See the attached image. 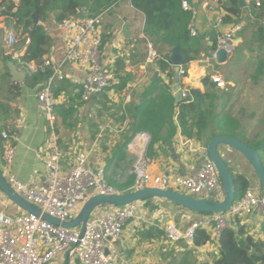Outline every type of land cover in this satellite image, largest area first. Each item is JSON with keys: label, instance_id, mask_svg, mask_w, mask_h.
<instances>
[{"label": "crops", "instance_id": "crops-1", "mask_svg": "<svg viewBox=\"0 0 264 264\" xmlns=\"http://www.w3.org/2000/svg\"><path fill=\"white\" fill-rule=\"evenodd\" d=\"M18 1L15 0L16 3ZM187 1L194 13V32L201 36H207V38L202 41L201 56L189 63L186 79L179 83L180 89L186 87L191 90H198L202 94L212 95L206 106L210 107L209 112L210 110L213 111V117L218 119L228 113L224 110L214 115V109L212 108H216L218 104L214 106L211 104L218 101L221 93L223 95L225 93L223 90L218 89L216 84H212V77L218 75L222 79L224 78L215 66L228 67L231 57L225 64H219L214 59V51L211 49L213 42L209 36L213 34L216 40L217 33L213 26L221 15L226 16L225 6L228 4L221 5L218 0ZM244 2L245 6L241 8L242 14L239 21L237 19H233V23L224 21L219 29V31L225 32L234 23H242L243 31L240 36L243 42L245 41V26L248 25L253 30L255 22H257L253 15V10L257 11L254 7V0H244ZM107 16H110L109 20L106 19ZM260 24L264 25V20ZM39 25L51 30V34L48 35L51 44L49 53L45 58L61 62L66 55V42L63 32L58 28V23L53 16H49L47 21L44 22L39 19ZM144 27L145 16L133 7L130 0H118L106 14L102 27V59L112 64L115 71H117V80L101 100L85 104L80 101L78 89L69 82L56 85L59 87L66 83V86H69V91H63L58 96L56 95L57 106H65L67 110L71 111L72 109L75 111L66 123L61 120V116H57L59 128L57 126L56 131L60 137V144H63H61L62 148L64 146L66 158L64 163L66 165L71 163L74 155L71 156L70 147L78 144L77 141L80 139L82 150L89 152L90 167H103L108 183L124 193H131L136 182V178L132 173L136 154L129 148L136 137L130 143H127L132 135L134 121L130 110L142 101L143 95L150 91L152 84L158 78L164 84L171 86L174 97L177 86V75L174 68L175 75L171 83L169 70L162 71L157 62L147 63L149 42L144 35ZM20 41H23L24 44L21 45ZM29 43V40L25 38H18L14 52L8 53L6 47V53L1 55L0 132H6L9 139L4 140L2 136L0 138V167L6 177L10 174L22 183L39 185L46 179V167L39 155L42 152L45 153V146L50 137L49 123L45 114L40 110L36 97L39 85L31 87L26 84V75L35 73L28 71L22 62H20V67H17L22 74L21 80L13 82L11 74V78L4 79L6 69L2 61L5 56L11 54H13L14 60H20L25 55ZM205 78L209 79L206 86L203 84ZM13 85L19 86L20 89H13ZM229 87L234 90L236 86L230 82ZM232 101L236 103L237 100L236 98L231 100V105ZM226 102L230 105L229 99ZM247 102L245 101L243 109H246ZM239 104L243 105V102ZM257 106H259V112H261V108L264 109L262 98H260V103ZM129 107L131 108L127 111ZM252 108H256V106L254 105ZM204 109L206 110V107ZM237 109L239 110L238 104ZM209 112L205 113L209 114ZM211 115L212 112L208 116ZM237 116L240 115L233 114V117H231L237 119V124L233 126V132L238 140L255 143L260 139H264V115L258 117L256 112H253L249 116V121L245 120L247 128L243 127V129L240 127L241 121ZM209 117L201 141H198L195 137L188 138L183 135L182 128L179 127L176 121L178 131L172 143L166 148L157 143L154 146L152 155L149 153L152 136L147 133L150 135L151 140L146 148V158L153 178L173 171L188 176L195 174L201 168L206 141L222 135L221 129H217L215 133L213 132ZM140 134H137V136ZM8 146L15 148V156L11 165L4 160ZM141 148L144 149L143 144H141ZM221 152H224V154L228 152L232 155V157L226 155L227 160L231 161V168L237 174L246 176L250 181L251 188L256 192L263 191L253 168L241 154L227 147H221ZM136 205L138 206L139 218L126 223L123 235L116 243L123 264H215L220 258L218 238L214 236L212 229H201L211 236V241L202 247H196L194 243L188 245L184 241L172 244L166 238L165 228L168 223L186 229L192 222L209 216L190 212L160 198L140 201ZM0 212L7 215L25 213L19 207H12V202L8 203L6 200L0 205ZM235 222L246 227V230L249 229L256 233L257 238L261 236L259 220L250 219L245 223L241 220ZM51 264H80V262L69 258L65 254L58 256Z\"/></svg>", "mask_w": 264, "mask_h": 264}, {"label": "built area", "instance_id": "built-area-1", "mask_svg": "<svg viewBox=\"0 0 264 264\" xmlns=\"http://www.w3.org/2000/svg\"><path fill=\"white\" fill-rule=\"evenodd\" d=\"M218 1L221 5L230 3V0ZM254 2L257 8L261 7V0ZM183 8L192 12L187 0H183ZM108 11L90 15L84 8L79 12L84 14V18L76 16L58 24L66 42V55L61 62L44 58L40 62L29 61L24 64L31 73L46 68L52 72L48 80L39 86L36 94L39 108L45 114L50 126V137L45 146V153L39 155L46 167V179L39 185L25 184L9 174L8 183L27 202L65 223L76 219L82 207L93 196L125 194L108 183L103 167H90L87 151L75 152L71 163L66 165L65 152L56 131L58 103L55 88L58 83L72 84L80 92L81 102L89 104L101 100L117 80L112 64L102 59V27ZM224 21V16L221 15L213 26L217 33V50L213 54L214 59L218 50H225L230 58L243 44L240 36L243 24L234 23L222 32L219 29ZM0 28L4 29L7 49L15 46L18 42L16 33L13 28L8 29L2 16H0ZM44 33L48 36L51 30L45 27ZM160 58L158 50L149 42L147 63L153 64ZM186 76L187 71L181 67L180 81L185 80ZM212 81L218 89H226L220 76L214 75ZM180 95L181 102H189V88L182 87ZM1 136L4 140L9 139L6 132H2ZM140 137L146 142L144 149L135 145V141ZM150 140L149 134L141 133L129 146L136 154L132 169L136 182L132 192L157 188L201 200L224 201L225 193L219 172L206 148L202 155V166L195 174L184 176L173 171L153 178L146 158V148ZM14 156L15 148L8 146L4 155L5 162L11 165ZM5 200L11 203L0 189V205ZM97 210L90 217L84 233L80 227L65 229L34 215L26 213L7 215L0 212V264H51L58 256L65 254L73 260H78L80 264H123L116 243L121 239L126 223L139 218L138 206L134 203L124 207H106ZM207 216L209 217L192 222L186 229L168 223L165 228L167 241L172 244L184 241L192 245L197 231L201 229H212L214 236L218 238L224 230L233 228V223L238 220L243 223L250 219L259 220L260 228L264 220V190L256 192L250 187L228 211Z\"/></svg>", "mask_w": 264, "mask_h": 264}, {"label": "trees", "instance_id": "trees-1", "mask_svg": "<svg viewBox=\"0 0 264 264\" xmlns=\"http://www.w3.org/2000/svg\"><path fill=\"white\" fill-rule=\"evenodd\" d=\"M133 7L145 16L144 35L148 42L152 43L158 50L161 58L157 61L162 71H168L173 82L175 72L170 63L171 51L174 47L180 46L183 50L185 62L183 68L187 71L189 63L201 56L202 41L207 36L196 34L193 30L194 15L191 11L183 8V0H130ZM118 0H1L0 16L5 18V25L10 24L18 38L29 40V45L25 55L20 60H14L13 54L5 56L2 60L5 64L6 74L4 79L11 78L8 62H13L18 68L20 62L29 61L40 62L49 53L51 44L50 37L44 33L42 25H34L33 15L37 14L39 19L44 22L49 16H53L59 24L63 21L76 17L79 12L86 8L90 15L110 10ZM253 10V15L257 19L253 29L255 30L258 42H264V25L260 24L264 20V0H261V7ZM226 22L233 23V19L241 18L242 10L239 7V0H230L225 6ZM8 22V23H7ZM10 22V23H9ZM252 27V26H251ZM212 39V50H217L215 36ZM18 43V42H17ZM21 45L23 41L19 42ZM1 55L5 54L6 48L0 45ZM253 51V50H252ZM120 64V62H119ZM117 72V71H116ZM262 69L256 72L257 77L263 75ZM50 69L39 71L35 74L26 75V84L35 87L44 84L51 76ZM1 80V79H0ZM209 79L205 78L203 84L208 85ZM212 84H214L212 82ZM182 87V86H181ZM13 89H20L13 85ZM63 91H69V86L62 84L55 88V96ZM189 102H180L175 105V97L170 85L157 79L148 93L143 95L142 101L130 110L134 118L132 135L127 143H130L139 133H149L152 136L149 153H154V146L160 143L165 148L170 145L177 135L178 124L182 128L183 135L188 138L195 137L198 141L203 139L204 132L208 125L209 106H206L210 94H202L198 90L189 89ZM229 95V94H227ZM56 96V99H57ZM81 101V100H80ZM214 102V101H213ZM213 106V103L211 104ZM206 107V110L204 109ZM131 107L127 108L129 111ZM75 111L67 110L65 106L56 107L57 116H61L65 123L72 117ZM205 112H209L206 114ZM178 124H177V122ZM237 124L231 116L224 115L218 118L217 125L221 129V134L237 138L233 132V126ZM0 132V138H1ZM253 148L260 156L264 166V139L255 143L241 141ZM236 200H239L250 188V181L246 176L234 175ZM117 189V188H116ZM119 190V189H118ZM121 193V190H119ZM206 215V214H205ZM236 226V227H234ZM231 229H226L218 237V249L220 258L215 264H264V220L260 226L261 236L255 238L249 234L246 227L240 226L238 222ZM211 241V236L205 230H198L194 244L202 247Z\"/></svg>", "mask_w": 264, "mask_h": 264}, {"label": "water", "instance_id": "water-1", "mask_svg": "<svg viewBox=\"0 0 264 264\" xmlns=\"http://www.w3.org/2000/svg\"><path fill=\"white\" fill-rule=\"evenodd\" d=\"M245 6L244 0H239V7ZM78 18H84L83 13L77 15ZM34 25H39V17L37 14L33 15ZM4 29H0V45L6 48ZM3 57V56H2ZM229 59L228 53L225 50H218L216 52V61L219 64H225ZM185 57L183 50L180 46H176L172 49L170 55V63L176 71L177 75V86L175 88V105H179L181 102L180 95V78L179 71L183 67ZM8 67L12 76L13 82H18L22 79V74L18 71L17 66L9 61ZM207 153L214 163L217 171L219 172L223 191L225 193V199L223 202H215L210 200H201L183 195L174 191H164L157 188H147L136 192L125 193L122 195L115 196H93L85 205L82 207L80 213L70 223L61 222L48 214L43 213L39 208L27 202L22 196L17 194L15 190L9 185L7 177L3 174L0 167V189L4 195L23 212L29 215L41 217L48 223L61 226L65 229H75L80 227L82 233L85 232L86 225L92 216V214L99 208L106 207H124L132 205L134 203L160 198L163 200L170 201L177 206L182 207L193 213L203 215H214L221 214L228 211L233 203L236 201V188L234 175L231 172L230 160H227L226 155L232 157L228 152L224 154L221 152V147H227L230 150H234L241 154L253 168L256 178L259 182L260 187L264 190V166L261 161L259 154L247 144L241 142L235 137L220 135L213 139H208L205 143Z\"/></svg>", "mask_w": 264, "mask_h": 264}, {"label": "rangeland", "instance_id": "rangeland-1", "mask_svg": "<svg viewBox=\"0 0 264 264\" xmlns=\"http://www.w3.org/2000/svg\"><path fill=\"white\" fill-rule=\"evenodd\" d=\"M109 18L110 16L106 17L107 20H109ZM10 24L7 25L8 29L10 28ZM255 30L256 29L252 30L251 28L248 27V25H246L244 29L245 41L234 51L233 55L231 56L229 66L228 67H225L223 65L215 66L216 70H218L220 74L223 75L224 77L222 81L225 83L226 89L223 90L225 95L221 93L219 95L218 101L214 102L213 104V106L218 104L216 108H212L214 109V115L224 110H226L228 116L233 117V114L240 115L237 116V118L241 121L240 124L241 129H243V127L247 128V124L245 123V120L249 121L250 119L249 116L253 112H256L258 117L260 116L262 117L264 115V109L261 108V112H259L260 109L259 106H257V104L260 103V98H262L264 102V73L259 77H257L256 75L258 69H262V71L264 72V42L261 43L258 42V40L256 39ZM15 46H13L12 48H8L7 52L13 53ZM0 53H1V49H0ZM230 82L235 84L236 87L234 88V90L233 88L229 87ZM235 98L237 100L236 103L238 104L239 110L237 109V104L234 103V101H232V105H231V100H235ZM228 99L230 100L229 103L230 105H228V102H226ZM245 101H248L247 102L248 105L246 109H243L245 106ZM240 102H243V105H240L239 104ZM254 105L256 106V108H252L254 107ZM211 112L212 115L209 117L210 125L213 129V132L215 133V131L219 129L217 125L218 119L213 117L212 110ZM235 120L237 121V119ZM77 121L79 122V120ZM57 126L59 128V124ZM77 142L78 144L76 145L74 144L73 146L70 147L71 156L74 155L75 152L83 151L82 143H80V139H78ZM231 172L233 175H237L235 170H233L232 168H231ZM12 207L18 208L13 203H12ZM247 232L252 236H255V238H257L258 236L256 233L252 232L249 229Z\"/></svg>", "mask_w": 264, "mask_h": 264}, {"label": "bare ground", "instance_id": "bare-ground-1", "mask_svg": "<svg viewBox=\"0 0 264 264\" xmlns=\"http://www.w3.org/2000/svg\"><path fill=\"white\" fill-rule=\"evenodd\" d=\"M137 141H141V142H137ZM141 144H143L144 147L146 145V142H145V140L142 137H140L138 140L135 141V145L136 146L138 145L140 148H141Z\"/></svg>", "mask_w": 264, "mask_h": 264}]
</instances>
